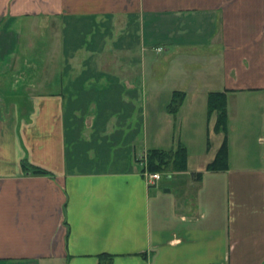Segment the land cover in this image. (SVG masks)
<instances>
[{
	"label": "crops",
	"instance_id": "1",
	"mask_svg": "<svg viewBox=\"0 0 264 264\" xmlns=\"http://www.w3.org/2000/svg\"><path fill=\"white\" fill-rule=\"evenodd\" d=\"M160 17L183 22L163 34L166 64L193 68L168 94L123 36ZM86 26L97 38L74 45ZM216 92L264 93V0H0V264H264V165L229 166L227 134V169L206 170L224 137L202 147ZM179 145L186 171L147 185L140 158Z\"/></svg>",
	"mask_w": 264,
	"mask_h": 264
},
{
	"label": "rangeland",
	"instance_id": "2",
	"mask_svg": "<svg viewBox=\"0 0 264 264\" xmlns=\"http://www.w3.org/2000/svg\"><path fill=\"white\" fill-rule=\"evenodd\" d=\"M160 17L157 19L158 21V29H155V32L150 33L148 30V21L145 20L144 22V28L142 26V23L140 22L139 31L135 32L134 35H127L124 33V37H126L125 42H130V38H132L131 44V50L129 52L130 59L133 60L135 63V60H137L141 66H139V74L144 73L147 77V88L148 90L152 89V85H154L156 90H161V92L167 93L170 88L177 89L180 87V76L184 77L189 72L192 71V67L185 68L182 63L179 64V61H176L171 64V66L168 67L166 64L165 59L163 58L168 55V53H165L164 51L168 48H172L167 45V40L163 38L164 33H171L169 34V38L172 40H177L179 37L178 29L182 23L179 20H175L172 22L171 25L169 24V18L166 17ZM167 21V24H164V21ZM163 23V25H161ZM173 26V28H172ZM173 29V30H172ZM133 29L130 27L129 32H131ZM64 38L67 39L68 36L66 35V30H64ZM115 31L113 32V34ZM138 37H137V36ZM172 35V37H171ZM98 36V30H95V28H89L86 26L82 30L81 33L75 34L74 39V45H81L84 40L92 37L94 40ZM117 35H114L116 37ZM185 37V36H183ZM182 37V38H183ZM202 36L194 37V36H187L189 40L193 38H201ZM144 39V50L141 49L142 42ZM107 40H109V36H107ZM153 40H157V43L160 47H156L153 52V47L150 45V42ZM138 43V44H137ZM70 44L72 43V40H70ZM161 48L162 50L160 52H157L156 49ZM158 54H157V53ZM81 53V52H80ZM148 54L150 58L152 59V63L150 62L147 64L145 60L148 58ZM144 56H146L145 60ZM140 60V61H139ZM143 63V66H142ZM146 63V64H145ZM182 65V72H181V66ZM168 67V68H167ZM195 73V72H193ZM152 78H160L161 82H153ZM148 80H152L151 82ZM203 87L204 84H203ZM207 88H203L201 90V94L203 91H206ZM216 89H220L219 87ZM200 96H198L199 98ZM177 100V99H176ZM166 101V100H165ZM199 101V100H197ZM202 101V100H201ZM204 101V100H203ZM203 106V105H202ZM149 110V109H148ZM226 110H227V128L228 132H226L230 139V163L229 166L234 168H249V167H257L264 165V93H252V92H243V93H232L228 94L226 97ZM201 113V129L200 136L203 137L205 140L202 141V147L206 146L208 142L210 141V136H208V130L211 133L213 131L214 124L213 117L214 115H210L208 117L205 110L202 108ZM198 112V111H197ZM155 114V112H153ZM199 113L196 114L198 116ZM213 116V117H212ZM148 117V125H149V134L152 131L151 127V118L152 114L150 111H148L147 114ZM183 113H179L178 115L174 117L171 116L170 121V128L171 132L167 131V134L174 135L175 139H179L181 134H183V137L185 136L184 133H186V130L184 128L183 121ZM168 118V116H167ZM183 123V125H182ZM174 125V129L172 126ZM168 123L165 124V131L162 129L160 134V141L164 143L166 141V130H167ZM183 129V130H182ZM211 136H213L211 134ZM151 140V137H150ZM213 141H215V137L213 138ZM227 141V139H226ZM167 142V141H166ZM200 148H195V151H198ZM178 180V179H177ZM181 180V179H180ZM176 182L167 179L165 174L161 175L160 184L163 185H169V184H175Z\"/></svg>",
	"mask_w": 264,
	"mask_h": 264
},
{
	"label": "trees",
	"instance_id": "3",
	"mask_svg": "<svg viewBox=\"0 0 264 264\" xmlns=\"http://www.w3.org/2000/svg\"><path fill=\"white\" fill-rule=\"evenodd\" d=\"M178 94H174L171 104L168 106V112L175 114L179 107ZM177 99V100H176ZM215 114V123L213 131L215 133H222L224 135L222 144L216 153L214 160L206 166L207 171H223L227 169V110H226V94L223 92L209 93L207 97V115L208 117ZM187 163L186 150L179 145L173 151H164L151 149L146 152V166L147 170L152 173H160L167 175L169 172H185ZM22 168L25 170L29 167L23 163ZM33 173L43 174L44 171L33 168ZM195 177L199 178L200 174ZM108 257V256H106ZM100 258H103L101 256Z\"/></svg>",
	"mask_w": 264,
	"mask_h": 264
},
{
	"label": "built area",
	"instance_id": "4",
	"mask_svg": "<svg viewBox=\"0 0 264 264\" xmlns=\"http://www.w3.org/2000/svg\"><path fill=\"white\" fill-rule=\"evenodd\" d=\"M161 50H162L161 48H157L156 49L157 52H160ZM140 162L142 163V166H143V177H144V180H145L146 184L149 185V186L156 185L161 179V174L160 173H152V172H149L147 170L146 154H144L140 158Z\"/></svg>",
	"mask_w": 264,
	"mask_h": 264
},
{
	"label": "water",
	"instance_id": "5",
	"mask_svg": "<svg viewBox=\"0 0 264 264\" xmlns=\"http://www.w3.org/2000/svg\"><path fill=\"white\" fill-rule=\"evenodd\" d=\"M168 191V190H167Z\"/></svg>",
	"mask_w": 264,
	"mask_h": 264
}]
</instances>
